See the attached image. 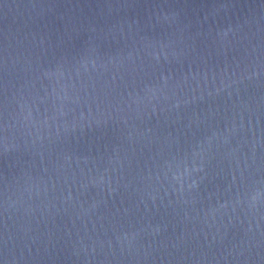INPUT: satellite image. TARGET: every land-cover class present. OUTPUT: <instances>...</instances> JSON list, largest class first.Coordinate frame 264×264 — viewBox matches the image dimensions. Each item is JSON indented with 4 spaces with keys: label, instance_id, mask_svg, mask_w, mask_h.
Listing matches in <instances>:
<instances>
[{
    "label": "water",
    "instance_id": "obj_1",
    "mask_svg": "<svg viewBox=\"0 0 264 264\" xmlns=\"http://www.w3.org/2000/svg\"><path fill=\"white\" fill-rule=\"evenodd\" d=\"M0 264H264V0H0Z\"/></svg>",
    "mask_w": 264,
    "mask_h": 264
}]
</instances>
